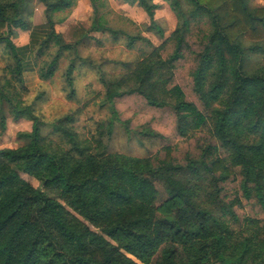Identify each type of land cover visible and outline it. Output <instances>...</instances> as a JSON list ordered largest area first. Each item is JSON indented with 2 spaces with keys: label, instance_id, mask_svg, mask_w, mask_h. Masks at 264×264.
<instances>
[{
  "label": "trees",
  "instance_id": "obj_1",
  "mask_svg": "<svg viewBox=\"0 0 264 264\" xmlns=\"http://www.w3.org/2000/svg\"><path fill=\"white\" fill-rule=\"evenodd\" d=\"M33 1L0 0V51L9 61L2 72L10 75L0 84V100L7 101L15 119L28 114L33 121L31 132L22 134L25 145L0 150V264H264V221L240 220L235 213L240 199L223 194V184L238 176L241 197L254 201L264 216V7L250 8L249 0H162L176 27L155 47L146 38L109 28L101 12L105 0H89L88 30L71 25L63 34L53 29L55 15L74 0H37L46 21L34 60L45 49L55 53L50 63L36 66L38 79L50 80L58 60L73 55L65 73L70 95L73 72L91 66L78 48L85 41L101 43L94 34L122 40L130 50L140 45L136 59L119 63V78L102 74L113 117L97 136L81 138L71 114L46 133L32 109L21 108L25 68L11 38L16 29L31 26ZM123 1L148 16L156 7L153 0ZM194 24L202 25L192 72L200 109L173 83ZM167 44L172 51L164 57ZM254 56L260 62L251 67ZM126 95L170 109L182 138L205 132L209 140L199 156L178 163L166 146L164 158L154 163L109 152L106 142L118 120L113 102ZM156 184L164 199L158 200Z\"/></svg>",
  "mask_w": 264,
  "mask_h": 264
},
{
  "label": "rangeland",
  "instance_id": "obj_2",
  "mask_svg": "<svg viewBox=\"0 0 264 264\" xmlns=\"http://www.w3.org/2000/svg\"><path fill=\"white\" fill-rule=\"evenodd\" d=\"M105 4L106 8L101 12L105 14L109 28L124 31L131 36L146 38L155 47L160 46L176 27V18L169 4L162 0L151 2L156 6L152 10V16H148L137 5L130 6L123 0H105ZM248 5L250 8L264 7V2L249 0ZM41 6L43 7L37 0L33 1V9L28 17L31 25L41 21L43 16L46 21L44 9L42 16L36 11L37 7L41 8ZM91 13L89 0H74L71 7L55 15L53 29L58 34L65 33L71 25L83 26L88 30ZM58 19L63 21L59 23ZM201 28L202 25H192L186 37V48L183 50L182 58L176 63L173 80V83L183 90L187 101L194 103L199 109L201 104L193 92L192 72L196 65V55L201 49ZM94 36L101 40L100 44L85 41L78 48L81 60L88 59L91 66L77 67L73 72L72 95L69 93L70 88L66 83L65 73L69 60L74 58L73 55L66 57L68 54H64L57 62L54 76L48 81H41L38 79L36 66L47 65L55 55L52 48L45 49V53L35 58L33 62L34 74L25 78L26 91L21 92L23 100L21 108L30 107L32 114L46 124V133L50 131L48 126L71 114L76 120L74 127L79 136L89 138L91 135L97 136L98 130L110 120V117H113L110 104H106L108 95L101 82L102 74L108 80L119 78L123 73V67L119 63L136 59L140 55V47L138 48L140 45L130 50L121 39L114 43L111 39H105V35L100 33ZM16 42H19L18 39ZM171 51L172 45L167 44L162 54L165 57ZM33 52L36 54L37 47ZM259 62L260 57L254 56L249 60V66H257ZM7 63L9 61L0 51V84L4 78H10L9 74L2 72ZM77 65H79L78 61ZM113 107L118 120L113 122L109 140L106 142L105 139L109 152L147 157L156 163L157 159L164 158L163 148L167 146L172 150V158L178 163H183L187 155L198 157L202 143L209 140V136L202 131L191 138L180 137L175 131V117L172 111L168 108L150 107L138 95H126L114 99ZM32 126L33 121L28 114L15 119L7 101L0 100V150L17 149L25 145L27 140L22 134L30 133ZM50 139L54 138L50 136ZM21 176L34 188L42 189L40 183L33 178ZM239 182L240 178L233 176L223 184V194L228 199L237 196L241 201V206L235 208V213L240 220L250 217L264 221V216L254 201H246L241 197ZM156 188L158 200L164 199L165 193L161 186L156 184ZM46 192L51 197H56L54 192L49 190Z\"/></svg>",
  "mask_w": 264,
  "mask_h": 264
},
{
  "label": "crops",
  "instance_id": "obj_3",
  "mask_svg": "<svg viewBox=\"0 0 264 264\" xmlns=\"http://www.w3.org/2000/svg\"><path fill=\"white\" fill-rule=\"evenodd\" d=\"M43 9L44 8L42 6L41 8L37 7L36 11L40 13V15L42 16ZM44 23L45 21H44V16H43L41 21L35 24L32 23V25L26 31L16 29L14 32V36L11 39L12 43L17 48L18 56L21 59V63L25 68L24 73H23L24 83H25V78L30 77L34 74V69H33L34 52L33 50L35 48V43L45 33ZM17 39L19 42H16Z\"/></svg>",
  "mask_w": 264,
  "mask_h": 264
}]
</instances>
